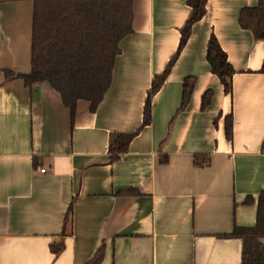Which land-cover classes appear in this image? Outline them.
Returning a JSON list of instances; mask_svg holds the SVG:
<instances>
[{"label": "crops", "instance_id": "1", "mask_svg": "<svg viewBox=\"0 0 264 264\" xmlns=\"http://www.w3.org/2000/svg\"><path fill=\"white\" fill-rule=\"evenodd\" d=\"M34 2L0 0V264H87L99 248L98 264H240L242 240L229 234L255 224L264 189V40L238 16L258 0L206 1L151 97L150 123L117 160L111 137L140 127L187 0H133L109 88L94 111L78 100L73 117L47 84L5 80L31 70ZM211 35L234 70L230 92L206 60Z\"/></svg>", "mask_w": 264, "mask_h": 264}, {"label": "trees", "instance_id": "2", "mask_svg": "<svg viewBox=\"0 0 264 264\" xmlns=\"http://www.w3.org/2000/svg\"><path fill=\"white\" fill-rule=\"evenodd\" d=\"M206 1L187 0L191 11L181 28L178 47L162 74L153 78L145 98L141 125L134 132L112 135L109 143L111 160H117L139 129L150 123L151 97L186 44L191 26L204 15ZM132 4L133 0H35L31 70L28 73L6 71L5 80L21 78L27 87L47 84L70 109L72 117L78 100H88L90 109L94 111L111 84L115 58L120 53L119 43L132 32ZM238 23L240 27L251 30L257 39L264 40V0H258L256 6L242 8ZM206 60L224 90L230 92L234 70L213 35L206 45ZM261 69L264 71V63ZM193 86V77L184 78L179 109L187 105ZM210 98L211 91L208 90L202 96V108L208 105ZM224 131L226 138L230 139V116L226 117ZM206 162V159L199 161V156H195V163ZM71 213L72 205L68 208L67 218ZM229 236L242 240L240 264H264L261 241L264 238V189L259 194L255 224L235 226ZM101 258L99 248L87 264H98Z\"/></svg>", "mask_w": 264, "mask_h": 264}, {"label": "built area", "instance_id": "3", "mask_svg": "<svg viewBox=\"0 0 264 264\" xmlns=\"http://www.w3.org/2000/svg\"><path fill=\"white\" fill-rule=\"evenodd\" d=\"M51 170H52V168L51 167H48V168H41L39 171L41 173H44V172L51 171Z\"/></svg>", "mask_w": 264, "mask_h": 264}]
</instances>
